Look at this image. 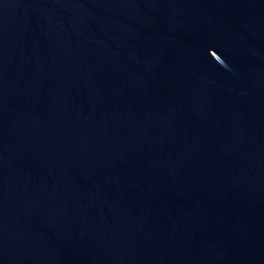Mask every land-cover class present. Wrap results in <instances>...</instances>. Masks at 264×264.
Instances as JSON below:
<instances>
[{"label": "water", "instance_id": "obj_1", "mask_svg": "<svg viewBox=\"0 0 264 264\" xmlns=\"http://www.w3.org/2000/svg\"><path fill=\"white\" fill-rule=\"evenodd\" d=\"M3 264H264V0H0Z\"/></svg>", "mask_w": 264, "mask_h": 264}]
</instances>
